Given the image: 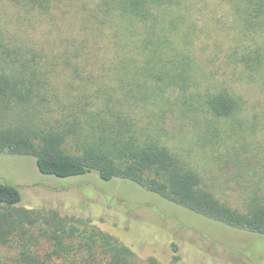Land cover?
Returning a JSON list of instances; mask_svg holds the SVG:
<instances>
[{
  "label": "trees",
  "instance_id": "trees-1",
  "mask_svg": "<svg viewBox=\"0 0 264 264\" xmlns=\"http://www.w3.org/2000/svg\"><path fill=\"white\" fill-rule=\"evenodd\" d=\"M210 5L211 17L220 8L231 18L223 28L231 36V80L218 84L190 49L200 30L193 16L210 19ZM87 65L98 73L85 72ZM244 78L264 89V0H0V153L33 156L45 174L129 180L264 236L263 140L248 143L261 144L257 151L201 154L217 167L212 175L192 149L187 156L175 148L168 127L170 115L202 112L204 146L214 143L207 133L216 123L239 133L248 101L233 83ZM260 118L264 133V112ZM224 174L226 185L247 181L235 202L217 191ZM21 201L19 185L0 182V264H163L96 224L111 223L109 216ZM171 245L169 264H178L180 244Z\"/></svg>",
  "mask_w": 264,
  "mask_h": 264
},
{
  "label": "rangeland",
  "instance_id": "rangeland-1",
  "mask_svg": "<svg viewBox=\"0 0 264 264\" xmlns=\"http://www.w3.org/2000/svg\"><path fill=\"white\" fill-rule=\"evenodd\" d=\"M213 8V5L206 8L209 17ZM218 10L219 14L210 19L194 14L193 20L200 30L190 45L199 65L207 73L206 79L213 84L230 81L232 73V68L225 64L231 36L223 29H228L231 18H224L222 9ZM39 29L33 32L36 38ZM98 68L87 65L83 70L98 73ZM233 84L248 101L243 124L237 127L239 133L231 136L227 134L232 132L227 123H216L217 131L207 133L214 143L204 146L202 137L207 126L204 113H192L182 119L177 112L173 116L179 117L178 121L171 115L168 121L175 148L187 156L192 149L196 163L207 169L212 167V175L219 174L217 167L202 161L201 154H212L213 149L224 151L230 147L257 151L261 144H248L250 140L253 143L254 139H262L264 143L260 122V115L264 112V89L245 78ZM228 124L232 125L230 121ZM224 178L225 174L217 191L227 194L235 202L242 195L238 188L240 182L247 184V181L237 177L226 185ZM0 182L19 185L20 204L26 207L49 205L62 214L93 217V213H102V216L111 217V223L96 224L121 238L141 258L155 256L161 263L169 264L173 256L171 243L175 241L180 244L182 253L178 264H264V236L239 231L204 217L129 180L114 178L108 181L96 172L68 177L45 174L38 169L33 156L0 153Z\"/></svg>",
  "mask_w": 264,
  "mask_h": 264
}]
</instances>
